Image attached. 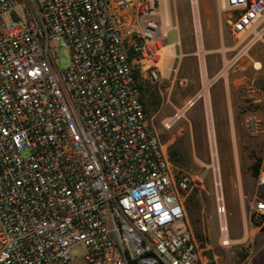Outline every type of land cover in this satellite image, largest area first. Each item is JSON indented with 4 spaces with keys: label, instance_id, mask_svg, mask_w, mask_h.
I'll list each match as a JSON object with an SVG mask.
<instances>
[{
    "label": "built area",
    "instance_id": "1",
    "mask_svg": "<svg viewBox=\"0 0 264 264\" xmlns=\"http://www.w3.org/2000/svg\"><path fill=\"white\" fill-rule=\"evenodd\" d=\"M167 2L0 0V264H74L77 244L84 264H206L182 200L188 178H177L135 80V67L157 78ZM221 6L241 45L236 60L264 37V0ZM213 184L226 246L215 173ZM253 210L264 219V199Z\"/></svg>",
    "mask_w": 264,
    "mask_h": 264
},
{
    "label": "rangeland",
    "instance_id": "2",
    "mask_svg": "<svg viewBox=\"0 0 264 264\" xmlns=\"http://www.w3.org/2000/svg\"><path fill=\"white\" fill-rule=\"evenodd\" d=\"M196 7L190 0H168L164 46H170L173 53L159 57L156 79L144 76L139 67L135 74L146 88L142 98L153 93L149 111L162 142L184 151L186 160L172 163L178 179L188 178L182 200L206 264H264V219L256 220L253 210L255 201L264 199V187L257 182L264 168V41L259 39L247 54L234 60L241 45L231 32L221 2L197 0ZM259 21L262 27L264 14ZM57 55L60 68L70 64L67 48L60 47ZM169 71L171 76L165 77ZM197 94L201 97L195 104L171 128H164V119ZM166 107L169 113L164 115ZM258 160L254 175L251 165ZM214 173L221 180L227 207L231 242L226 246L218 238ZM84 252L82 244L71 248L74 264H84Z\"/></svg>",
    "mask_w": 264,
    "mask_h": 264
},
{
    "label": "trees",
    "instance_id": "3",
    "mask_svg": "<svg viewBox=\"0 0 264 264\" xmlns=\"http://www.w3.org/2000/svg\"><path fill=\"white\" fill-rule=\"evenodd\" d=\"M135 80H136V84H137L138 88L141 90L142 96H144L146 93V88H144L141 83H138L137 76L135 77ZM151 95H153V93H151L149 96H146L145 100H144L145 109H146L148 114H150L149 109H150V106L154 102V98ZM168 151H169L170 160L173 163H183L186 160L184 151L179 146L171 145V146H169ZM251 170H252V173L254 175L257 174V172L259 170V160L252 163Z\"/></svg>",
    "mask_w": 264,
    "mask_h": 264
},
{
    "label": "bare ground",
    "instance_id": "4",
    "mask_svg": "<svg viewBox=\"0 0 264 264\" xmlns=\"http://www.w3.org/2000/svg\"><path fill=\"white\" fill-rule=\"evenodd\" d=\"M220 2L222 0H219ZM220 4V3H219ZM196 8V7H195ZM198 50L199 51H202L203 50V47H202V44H201V41L198 42ZM173 50L171 49L170 46H163L162 48H160L159 52H158V60H159V57H163L164 55H167V54H170V53H173L172 52ZM201 53V52H199ZM167 57H165L166 59ZM207 78L206 77V74L205 72L203 71V79ZM209 81V80H208ZM205 82H206V79H205ZM204 91V90H203ZM208 92V91H207ZM202 94V93H201ZM207 98V97H206ZM208 106V105H207ZM209 109V108H208ZM208 112V115H209V110L207 111ZM210 123V121H209ZM209 136H210V140H211V152H212V156H213V167L214 169L216 170L217 169V164H216V151H215V140H214V136H213V131L211 129V125H210V130H209ZM218 177V175H216Z\"/></svg>",
    "mask_w": 264,
    "mask_h": 264
},
{
    "label": "crops",
    "instance_id": "5",
    "mask_svg": "<svg viewBox=\"0 0 264 264\" xmlns=\"http://www.w3.org/2000/svg\"><path fill=\"white\" fill-rule=\"evenodd\" d=\"M262 41H264V37H263ZM174 50L176 51V47H175ZM174 62H175V60L172 59V65L174 64ZM171 74H172L171 71H169V72H167L164 76H165V77H170ZM164 111H165V112L163 113L164 115L167 114V113H169V109H168L167 107L165 108ZM170 115H171V114H170Z\"/></svg>",
    "mask_w": 264,
    "mask_h": 264
}]
</instances>
